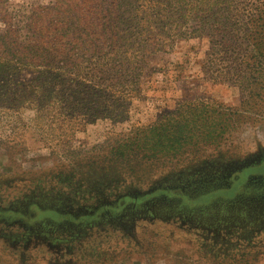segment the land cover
<instances>
[{
	"label": "rangeland",
	"instance_id": "obj_1",
	"mask_svg": "<svg viewBox=\"0 0 264 264\" xmlns=\"http://www.w3.org/2000/svg\"><path fill=\"white\" fill-rule=\"evenodd\" d=\"M212 1L196 0L198 14ZM246 1L264 19V0ZM143 3L0 0V33L133 31L152 26L158 7ZM196 25L177 22L166 50L145 55L115 121L85 122L82 89L43 85L33 66L0 75V264H264V101L206 78ZM161 121L186 123L168 151L128 138Z\"/></svg>",
	"mask_w": 264,
	"mask_h": 264
},
{
	"label": "trees",
	"instance_id": "obj_2",
	"mask_svg": "<svg viewBox=\"0 0 264 264\" xmlns=\"http://www.w3.org/2000/svg\"><path fill=\"white\" fill-rule=\"evenodd\" d=\"M164 1L144 0L142 7H158L152 16V26L145 19L133 31L105 27L92 32L80 31L74 39L59 33L52 42L48 39L50 36L42 35L40 26L38 41H18V30L8 26L0 33V75H17L23 65L33 66L35 81L39 79L43 85L47 82L54 89L60 86L82 89L87 98L85 122L96 118L115 121L125 116L129 98L139 90L145 55L165 51L169 36L175 34L176 23L192 20L197 25L187 33L205 35L209 41L202 69L206 78L234 84L248 96L258 98L257 102L264 101V19L257 21L252 12L245 15L238 9L247 1L213 0L211 5L215 9L206 14H198L196 0ZM162 5L167 10L165 7L160 10ZM254 13L258 18L261 16L260 9ZM95 40L103 41V45H97ZM39 81L33 85L35 90L37 86L43 87ZM71 93L79 95L81 91ZM179 119L192 124V119ZM178 123L161 121L159 127L148 125L139 132L133 131L128 138L145 137L147 142L159 143L163 148L159 152L164 153L168 150L163 147V139L169 137V142L178 143L186 135L182 130L186 123L182 126Z\"/></svg>",
	"mask_w": 264,
	"mask_h": 264
}]
</instances>
